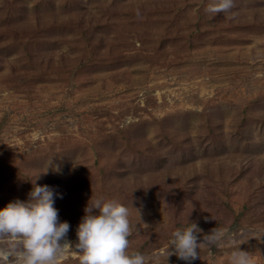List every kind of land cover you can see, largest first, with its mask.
<instances>
[{
	"label": "rangeland",
	"instance_id": "1",
	"mask_svg": "<svg viewBox=\"0 0 264 264\" xmlns=\"http://www.w3.org/2000/svg\"><path fill=\"white\" fill-rule=\"evenodd\" d=\"M210 2L0 0V210L52 188L61 264L91 199L128 208L129 254L187 264L195 223L224 243L192 264H264V0Z\"/></svg>",
	"mask_w": 264,
	"mask_h": 264
},
{
	"label": "clouds",
	"instance_id": "2",
	"mask_svg": "<svg viewBox=\"0 0 264 264\" xmlns=\"http://www.w3.org/2000/svg\"><path fill=\"white\" fill-rule=\"evenodd\" d=\"M233 7L234 0H211L205 12L215 15ZM56 195L49 186L34 184L27 201L17 199L0 210V264H61L68 251L73 250L66 239L70 224L60 222L59 210L54 207ZM90 202L76 229L78 243L74 251L79 264H160L156 254L149 257L139 252L128 253L131 226L127 207L102 199ZM197 229L195 223H190L189 227L171 233L167 260L175 255L192 264L200 258L201 248L223 245L224 234L219 229H212L200 242ZM228 262L253 264L250 254L241 248L230 253Z\"/></svg>",
	"mask_w": 264,
	"mask_h": 264
}]
</instances>
